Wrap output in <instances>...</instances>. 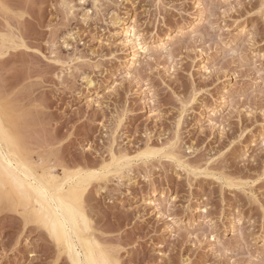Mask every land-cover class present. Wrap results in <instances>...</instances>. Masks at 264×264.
Wrapping results in <instances>:
<instances>
[{"label":"rangeland","instance_id":"374dc122","mask_svg":"<svg viewBox=\"0 0 264 264\" xmlns=\"http://www.w3.org/2000/svg\"><path fill=\"white\" fill-rule=\"evenodd\" d=\"M262 9L0 0V116L72 194L82 258L264 264ZM36 206L0 179V264H73Z\"/></svg>","mask_w":264,"mask_h":264},{"label":"bare ground","instance_id":"6f19581e","mask_svg":"<svg viewBox=\"0 0 264 264\" xmlns=\"http://www.w3.org/2000/svg\"><path fill=\"white\" fill-rule=\"evenodd\" d=\"M49 178L55 180L52 172L49 173ZM0 179L3 183H11L24 196L26 201L29 202L32 198L35 200L37 212L43 214L47 224L51 226L55 234L64 238L72 262L88 264L93 252H85L84 258H82V249L80 251L71 238V233H77L79 227L72 194L70 192L68 194L62 193L60 192V186L49 184L46 177L38 173L28 160L19 154L18 149L9 141V135L3 125L1 116ZM77 237L79 240L80 237L78 235ZM103 259L104 257L101 256L98 264H102Z\"/></svg>","mask_w":264,"mask_h":264},{"label":"snow or ice","instance_id":"6c2138e0","mask_svg":"<svg viewBox=\"0 0 264 264\" xmlns=\"http://www.w3.org/2000/svg\"><path fill=\"white\" fill-rule=\"evenodd\" d=\"M81 3H83V0H81ZM262 11H264V9H262ZM249 39L251 40V37ZM44 59H47V57H44ZM36 226L37 227L39 226L38 222H37ZM54 239L56 240V243L58 245L61 244V240L58 236H54ZM102 255H104V259L102 261V264H120L119 261L111 259L108 255L103 254V253H102ZM73 264H76V262L73 261ZM88 264H97V261L94 258V253H91V258L89 259Z\"/></svg>","mask_w":264,"mask_h":264}]
</instances>
